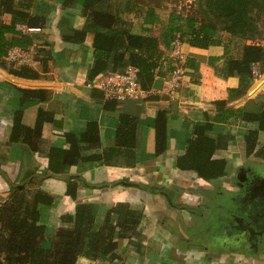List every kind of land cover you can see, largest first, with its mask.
<instances>
[{
  "label": "crops",
  "instance_id": "crops-1",
  "mask_svg": "<svg viewBox=\"0 0 264 264\" xmlns=\"http://www.w3.org/2000/svg\"><path fill=\"white\" fill-rule=\"evenodd\" d=\"M19 3L29 6L28 13L44 16L46 22L34 32H29L23 25L16 27L38 47L37 79L10 74L4 57L0 58V205L8 200L11 186L16 185L26 186L29 193L39 189L54 196L51 206H40V223L45 226L46 236L53 238L60 227L59 218L72 213L76 203L65 195L64 179L46 176L50 148H67L64 135L82 133L86 125L93 122L98 128L100 145L85 151L84 156L102 154L115 147L119 118L128 116L136 120L134 147L130 151L120 149L132 157L134 167L124 162L118 164L116 161L120 159L112 156L108 159L109 165L79 161L69 171L71 176L81 178V185L84 182L94 187L80 186L77 200L94 205L98 224L105 212L119 202H127L142 211L144 216L138 229L140 237L116 239L115 255L126 264H264V254L262 261L257 256L261 245L259 240L246 239L247 232L254 237L257 233L252 227L249 231L244 230L242 224L250 220L240 213V209L234 211L227 207L228 202L233 205L244 196L245 183L253 178L252 167L245 166L252 161L245 160L237 167L232 157L238 149L243 154L241 136L249 125L240 121L215 124L208 134L212 138L226 134L234 138L225 152L228 165L223 177L232 173L231 189L223 188L224 191L219 192L221 203L218 206L207 207L214 200L208 199L205 191L215 189L222 178L207 183L181 174L175 167L176 159L185 153L187 142L193 138V126L212 121L216 113L215 102L225 101L226 108L231 110L259 112L260 104L264 103V72L259 79L255 77L246 93L229 99L228 92L237 88V79L223 80L209 65V57H220L222 47L202 50L177 42L173 47L183 59V73L178 88L169 92L170 72L167 67L174 58V49L159 46L164 54L160 67L154 70V80L147 94L141 100L115 103L114 108L108 109L105 106L111 107L112 104L104 100L95 85L108 73L91 81L88 79L94 65L93 35L88 33L81 43L70 40L74 30L83 27L85 19L75 9L62 8L63 2L59 0L16 2V5ZM0 20L8 24L11 16L2 14ZM243 45L233 49L228 44L226 58H240ZM22 91H39L41 94L39 98L23 101ZM39 110L52 114L53 120L44 123L38 152L32 153L27 145L10 142L9 137L15 113L20 112L23 125L33 128ZM158 112L167 114L168 149L156 157L155 119ZM260 139H264L263 134ZM114 182L121 184L110 187ZM103 185H107V189L95 188ZM138 186L148 188L144 189L141 198L133 193L143 190ZM220 189L219 186L216 188L217 191ZM148 190L152 191L149 193ZM225 191L229 192L225 194ZM207 209L209 211L204 212ZM211 211L218 214L213 218ZM227 216L236 217L224 223ZM112 223H116L115 216ZM191 237L199 241L197 247L191 246ZM212 244L214 248L207 247ZM116 262L109 260L108 256L95 260L79 257L76 264Z\"/></svg>",
  "mask_w": 264,
  "mask_h": 264
},
{
  "label": "trees",
  "instance_id": "trees-1",
  "mask_svg": "<svg viewBox=\"0 0 264 264\" xmlns=\"http://www.w3.org/2000/svg\"><path fill=\"white\" fill-rule=\"evenodd\" d=\"M16 2L53 0H0V16L2 14L11 16L8 24L0 20V58L5 57L10 48H25L32 45L31 38L16 29L18 25L40 30L46 22L44 16L28 13L29 6L20 3L16 5ZM59 2H63L62 8L75 9L78 15L85 19L83 27L74 30L70 40L81 43L88 33L93 35L94 65L88 74L90 81L104 73L122 74L131 66L138 71L141 88L147 91L153 83L154 70L160 67L163 58L159 45L169 49L175 42L202 50L222 47L220 57H209V65L223 80L237 79L238 86L229 90V99L239 97L248 91L255 79L254 66L264 69V46L259 44H244L240 58H226L228 43L223 44L213 22L196 26L193 20L175 14L169 15L167 21H162L156 16L154 9L148 8L142 19L146 27L141 31L149 34L151 32L149 26L160 24L159 40L154 36L133 33L131 24L124 20L113 6L112 2H116L115 0H59ZM212 6L221 10L227 21L233 22V26L230 25L227 30L231 37L238 35L240 39L246 40V31L251 25L248 22L249 9L258 7L260 11H264V0H212ZM137 12L140 13L141 8H138ZM9 35L12 36L11 39L7 38ZM10 74L26 79L39 77L35 70L26 67L12 69ZM22 93L23 101L28 98H39L41 94L39 91ZM106 102L112 106L105 108L115 107L114 102ZM214 105L216 113L212 121L193 126V138L187 142L185 153L176 159L175 164L179 173L207 183H215L227 174L228 159L225 152L234 139L228 134L210 137L208 134L213 131L215 124L231 121L248 124L249 127L241 136L243 156L245 159L254 157L264 160V139H260V135H264V103L260 104V110L256 113H249L243 109H227L225 101H217ZM52 120V114L39 110L34 127L29 128L22 124L21 114L17 112L14 115L9 140L27 145L32 153L38 152L43 125ZM135 130V119L120 116L115 147L104 150L102 154L84 156L85 151L100 145L97 125L90 122L84 132H70L64 135L67 148H50L46 176L64 179L65 195L76 203L72 213L59 218L60 227L51 239L46 236L45 226L40 223V206H51L55 197L39 189L29 193L26 186L23 188H18L20 185L11 186L8 200L0 205V264H76L79 257L95 260L101 256H108L109 260L117 261L116 264H126L115 255L116 239L131 240L140 237L138 229L144 216L142 211L127 202H119L105 212L102 222L98 224L94 205L77 200L80 186L94 187L84 182L81 185V178L71 176L69 171L79 161L102 162L109 165L108 159L112 156L120 159L116 163L124 162L125 165L134 167L135 161L127 155L128 152H122L121 149L130 151L134 147ZM167 149V114L158 112L155 119V156L163 155ZM120 184L114 182L110 187H118ZM107 187L95 186L100 189ZM138 188L143 190L133 193L141 198L144 189L148 188L145 186ZM113 216L116 217L115 224L112 223Z\"/></svg>",
  "mask_w": 264,
  "mask_h": 264
},
{
  "label": "rangeland",
  "instance_id": "rangeland-1",
  "mask_svg": "<svg viewBox=\"0 0 264 264\" xmlns=\"http://www.w3.org/2000/svg\"><path fill=\"white\" fill-rule=\"evenodd\" d=\"M116 2H112L113 6L117 8L120 12L121 17L129 22L132 26L133 33L145 34L141 30L146 26L142 23V19L144 14L148 8H152L155 11L156 16L162 20L167 21L169 15L175 14L181 16L183 18L191 19L198 26L201 23L213 22L217 27L218 36L223 40V44L228 43L231 48L234 49L235 46L241 47L243 44H259L264 46V11H260L258 7H254L253 9H249V18L248 22L251 24L249 29L246 31V40L240 39L237 35L236 37H231V34L227 31L229 26H233V22L227 21L223 16V12L218 10V8L212 6V0H115ZM141 8V12H137V9ZM252 22V23H251ZM151 29L150 35L161 40V25H153L149 26ZM240 32V31H239ZM177 45L176 43H172L170 49ZM161 46V45H159ZM37 47V46H36ZM163 47V46H161ZM174 58L173 62H168L167 69L169 72H173L179 66L176 62L175 52L179 51L174 48ZM165 49V48H164ZM38 50V47H37ZM162 51V50H161ZM163 52V51H162ZM164 54V53H163ZM180 54V53H179ZM181 56V55H180ZM183 62V59H182ZM179 68V67H178ZM9 70H12V67H8ZM256 77L259 79L260 75L264 72L259 67L255 68ZM183 72V71H182ZM182 79V76H181ZM181 81V80H180ZM180 83V82H179ZM179 86V85H178ZM178 88V87H177ZM241 149L233 152L232 157L236 161V166L241 163L244 164V161L251 160L249 162L251 164H245L252 167L253 170V178L250 182L246 181L244 188V196L240 198L239 201H236L235 204H231L228 202V206L231 209L236 210V208L240 209V213L250 222H253L255 218V222L258 220L260 225L264 224V160L250 157L248 159H244L242 156ZM240 163V164H238ZM237 166V167H238ZM235 168H232L234 170ZM231 170V171H232ZM230 171V172H231ZM233 172V171H232ZM232 173L226 178H222L218 186L221 187V191H217V184L215 185V189L205 191L207 198H211L214 201L210 202L207 207L210 209L213 208L214 205L220 204V197L218 196L219 192H223L224 189H231V179ZM224 188V189H223ZM226 192L229 191H225ZM243 203V204H242ZM231 204V207H230ZM223 209V206L221 207ZM209 211L208 209L204 212ZM211 215L213 218L218 214L216 211H211ZM208 215V214H207ZM224 223H228L230 219H234L236 216H227ZM228 221V222H227ZM248 222V221H247ZM199 229V228H198ZM252 229L254 231H258V227L252 225ZM198 237V236H197ZM196 238V237H195ZM195 238L191 242V246L197 247L199 241ZM261 245L260 250L257 253V256H260V259L263 257L264 251V237L260 239L259 242ZM202 246H205L202 244ZM207 247L214 248L215 246L207 245ZM206 247H203L204 249ZM208 248V249H210ZM212 250V249H211ZM263 259V258H262ZM261 259V261H262Z\"/></svg>",
  "mask_w": 264,
  "mask_h": 264
},
{
  "label": "built area",
  "instance_id": "built-area-1",
  "mask_svg": "<svg viewBox=\"0 0 264 264\" xmlns=\"http://www.w3.org/2000/svg\"><path fill=\"white\" fill-rule=\"evenodd\" d=\"M29 32H34V29H26ZM23 33V32H22ZM176 62L179 65L176 70L168 74L167 90L173 92L177 89L182 76V58L180 54L176 51ZM38 50L36 45H30L25 48L13 47L10 48L4 59L8 66L12 69H19L21 67H26L35 70L39 66V60L37 59ZM253 67V75L256 77V68ZM138 71L129 66L124 73H108L106 76H102L100 80L95 84L97 89L102 92L105 101H110L114 103H123L126 101L141 100L145 94L146 90H143L140 85L138 78ZM149 93V91H148Z\"/></svg>",
  "mask_w": 264,
  "mask_h": 264
},
{
  "label": "flooded vegetation",
  "instance_id": "flooded-vegetation-1",
  "mask_svg": "<svg viewBox=\"0 0 264 264\" xmlns=\"http://www.w3.org/2000/svg\"><path fill=\"white\" fill-rule=\"evenodd\" d=\"M240 178H241V176H240ZM239 200H240V197L237 201H239ZM242 225L244 226L245 231H249V228L252 227V225H255V227H258V229H259L257 231V233L255 234V237H257V239H255V237L252 236V234L250 232L246 233V239H252L253 241L259 240V242H260V239H262L264 237V224L260 225V222L258 220L255 222V218H254L253 222L245 221L244 224H242Z\"/></svg>",
  "mask_w": 264,
  "mask_h": 264
},
{
  "label": "water",
  "instance_id": "water-1",
  "mask_svg": "<svg viewBox=\"0 0 264 264\" xmlns=\"http://www.w3.org/2000/svg\"><path fill=\"white\" fill-rule=\"evenodd\" d=\"M18 188H23V186L20 185V186H18Z\"/></svg>",
  "mask_w": 264,
  "mask_h": 264
}]
</instances>
